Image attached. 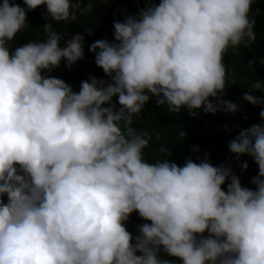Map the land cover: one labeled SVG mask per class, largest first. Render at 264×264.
Segmentation results:
<instances>
[{"label":"clouds","instance_id":"clouds-1","mask_svg":"<svg viewBox=\"0 0 264 264\" xmlns=\"http://www.w3.org/2000/svg\"><path fill=\"white\" fill-rule=\"evenodd\" d=\"M83 1L0 3V264H264V125L228 145L237 160L250 155L258 165L255 190L207 158L183 166L144 158L162 130L152 107L170 116L203 108L264 120V97L218 96L226 86L224 53L255 41L253 0H160L139 16L100 13L115 42L84 48L80 32L61 48L63 37L46 23V40L10 52L26 10L45 6L52 20L69 23L82 19L75 10ZM89 50L112 83L83 76ZM62 59L77 71L75 81L42 75ZM143 114L154 131L142 126ZM133 212L150 221L135 239L125 227ZM161 250L181 261L161 259Z\"/></svg>","mask_w":264,"mask_h":264},{"label":"trees","instance_id":"trees-1","mask_svg":"<svg viewBox=\"0 0 264 264\" xmlns=\"http://www.w3.org/2000/svg\"><path fill=\"white\" fill-rule=\"evenodd\" d=\"M3 0H0L2 3ZM10 3L19 4L26 8L24 0H10ZM152 4H159L160 0H85L81 3V8L75 10L78 20H68L57 22L52 20L47 13L45 6H38L34 10H26L27 23L25 27L9 42L10 52H14L15 48L29 41H44L47 35L43 29L46 23H51L53 30L59 33L63 39L60 41V47L65 46V42L71 39L79 32L84 36L83 48L91 46L98 40H107L110 43L115 42L114 31L107 30L109 22L99 18L100 13H104L106 17L122 15L126 17L133 13L139 16L142 10ZM91 5V10L86 14H81L82 9L87 5ZM249 19L255 20V25H258V30L253 28L255 33V41L249 42L248 47L245 43L233 48L229 47L224 53V64L226 68L227 78L226 86L223 93H218V96L226 97V93L232 92L239 94L243 91H250L252 94L264 97V89L256 90L251 87L255 82H260L264 85V0H253L249 12ZM79 33V34H80ZM252 61L253 63H249ZM89 74L97 80H103L107 83H112V78L105 74L104 70L95 63V53L90 50L85 54L83 62V76ZM42 75L61 78L64 81H75L77 71H71V67L66 66V61L62 59L59 67L52 69L50 72L44 70ZM59 76V77H58ZM84 81H88L84 77ZM74 92H79L80 88L77 82L70 85ZM151 101L157 102V97L148 93ZM118 102V95L113 96ZM213 103L216 98L209 97ZM114 101V102H115ZM121 106V105H120ZM167 107V105H163ZM122 107V106H121ZM151 114L156 121L162 125V130L159 131L155 138L149 141L148 147L144 149V158L149 163H154L157 160L168 159L179 166H183L188 158L199 163L200 160L207 158L213 166L224 164L230 166L232 172L240 179L242 187L255 190L256 185L252 183V179L258 176V165L250 155H242L239 160L236 159L228 145L245 129L253 125H264V120L260 115L255 118L248 117L244 121V117L236 115L235 117H222L220 110L215 114L206 113L203 108L197 110L196 115L189 116L187 108L181 109L179 112H174L175 116L165 114L156 107H152ZM146 114L140 118V122L148 131H154L155 128L148 127L144 121ZM184 131L185 136L182 138L180 133ZM161 148L169 149L172 153L170 156H165L160 151ZM197 149V151H193ZM248 164L247 169H243L244 163ZM227 183L222 186V189L227 191ZM4 202H7V196H4ZM145 221L139 216L138 212H133L129 220L125 222L126 229L132 234L133 239L139 235V226ZM203 235L207 236L205 232ZM161 259H166L172 263L180 262L177 257H171L162 250L159 253Z\"/></svg>","mask_w":264,"mask_h":264},{"label":"bare ground","instance_id":"bare-ground-1","mask_svg":"<svg viewBox=\"0 0 264 264\" xmlns=\"http://www.w3.org/2000/svg\"><path fill=\"white\" fill-rule=\"evenodd\" d=\"M76 35V34H75Z\"/></svg>","mask_w":264,"mask_h":264}]
</instances>
